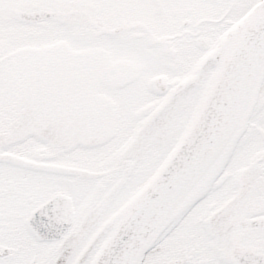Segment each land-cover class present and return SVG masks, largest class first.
<instances>
[{
	"label": "snow or ice",
	"instance_id": "snow-or-ice-1",
	"mask_svg": "<svg viewBox=\"0 0 264 264\" xmlns=\"http://www.w3.org/2000/svg\"><path fill=\"white\" fill-rule=\"evenodd\" d=\"M0 264H264V0H0Z\"/></svg>",
	"mask_w": 264,
	"mask_h": 264
}]
</instances>
